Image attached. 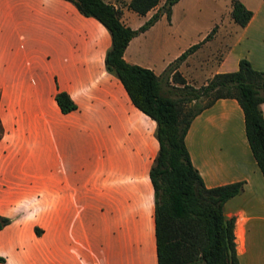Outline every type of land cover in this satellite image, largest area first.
Instances as JSON below:
<instances>
[{
    "label": "crops",
    "instance_id": "obj_1",
    "mask_svg": "<svg viewBox=\"0 0 264 264\" xmlns=\"http://www.w3.org/2000/svg\"><path fill=\"white\" fill-rule=\"evenodd\" d=\"M104 1L128 23V0ZM183 1L171 5L168 19L164 13L158 19L170 23ZM239 1L252 14L237 24L229 47L238 51L227 65L221 54L204 82L214 72L235 69L240 57L264 71V0ZM162 2L140 14L132 28ZM148 28L128 40L122 56L155 74L196 42L170 58L146 59L137 42ZM109 44L107 30L68 0H0V214L10 218L0 228V264H156L148 176L158 147L155 123L105 69ZM198 48L177 66L192 85L194 77L182 68ZM57 89L69 94L74 109H58ZM259 106L264 116V101ZM44 142L47 173L41 174ZM184 142L205 186L243 180L241 190L224 201L223 214L234 217L238 264H264V179L236 100L218 98L203 108Z\"/></svg>",
    "mask_w": 264,
    "mask_h": 264
},
{
    "label": "trees",
    "instance_id": "obj_2",
    "mask_svg": "<svg viewBox=\"0 0 264 264\" xmlns=\"http://www.w3.org/2000/svg\"><path fill=\"white\" fill-rule=\"evenodd\" d=\"M79 13L96 19L109 33L105 69L115 75L131 103L153 119L157 151L148 169L153 193V227L156 264H238L235 250L234 217L223 214L224 201L238 193L243 180L205 186L191 163L184 136L191 119L218 98H234L241 108L244 135L264 179V71L240 57L233 70L214 72L200 85L185 81L178 64L208 39L213 25L201 39L177 54L155 74L146 66L126 61L123 50L128 40L148 28L161 13L168 19L171 5L163 2L137 27L120 20V10L104 0H68ZM159 0H128L127 8L144 14ZM230 17L243 26L252 11L239 0H230ZM170 79L172 83H170ZM168 85L167 87H164ZM65 113L76 107L69 94L57 89L53 95ZM2 127L0 125V134ZM10 218L0 214V228ZM36 233L39 232L34 227ZM4 258L0 255V262Z\"/></svg>",
    "mask_w": 264,
    "mask_h": 264
},
{
    "label": "rangeland",
    "instance_id": "obj_3",
    "mask_svg": "<svg viewBox=\"0 0 264 264\" xmlns=\"http://www.w3.org/2000/svg\"><path fill=\"white\" fill-rule=\"evenodd\" d=\"M228 1L184 0L175 8L170 23L166 22L165 17H161L152 27L148 28V32L137 42L140 45L138 55L156 60H159L158 57L170 58L186 43L199 40L213 25L215 27L217 25V35L213 36L215 31H212L210 37L199 45L198 51L189 58L186 66L182 68L185 70L184 73L190 71L188 74H192L194 77L193 85L204 83V76H207L209 71L218 64L217 61L221 54L222 56L226 55L227 65L238 51L237 48L229 47L231 41L236 37L238 25L231 20ZM127 11L131 13L127 24L134 27L140 22V14H136L132 10ZM12 43L13 41L10 39V44ZM18 59L19 57H16V60ZM170 83H172L171 79ZM167 86L164 84V87ZM46 150L47 143L44 142L45 155H43V151L39 152L41 163L38 171L41 174L47 173ZM24 152L25 155L31 153L30 147L25 148Z\"/></svg>",
    "mask_w": 264,
    "mask_h": 264
}]
</instances>
